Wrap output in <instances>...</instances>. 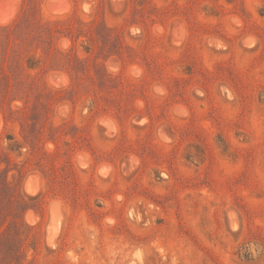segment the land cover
<instances>
[{"label": "rangeland", "instance_id": "obj_1", "mask_svg": "<svg viewBox=\"0 0 264 264\" xmlns=\"http://www.w3.org/2000/svg\"><path fill=\"white\" fill-rule=\"evenodd\" d=\"M24 13L73 37L0 78V264H264V0Z\"/></svg>", "mask_w": 264, "mask_h": 264}, {"label": "trees", "instance_id": "obj_2", "mask_svg": "<svg viewBox=\"0 0 264 264\" xmlns=\"http://www.w3.org/2000/svg\"><path fill=\"white\" fill-rule=\"evenodd\" d=\"M64 25L60 19L41 22L31 13H24L11 23L0 25V78H8L6 68L25 70L24 77L19 76L18 85L19 90L24 89L30 76L28 71L34 70L37 65L31 59H27L24 65L23 55L32 48H34V53H37L40 45L45 47L48 56L55 49L56 56L60 55L69 60L68 53L63 55L64 53L53 47L56 34L58 38L71 39L73 37L71 24L67 23L63 27ZM87 49L85 48V52H88Z\"/></svg>", "mask_w": 264, "mask_h": 264}, {"label": "bare ground", "instance_id": "obj_3", "mask_svg": "<svg viewBox=\"0 0 264 264\" xmlns=\"http://www.w3.org/2000/svg\"><path fill=\"white\" fill-rule=\"evenodd\" d=\"M1 19V18H0ZM107 127V126H106Z\"/></svg>", "mask_w": 264, "mask_h": 264}]
</instances>
